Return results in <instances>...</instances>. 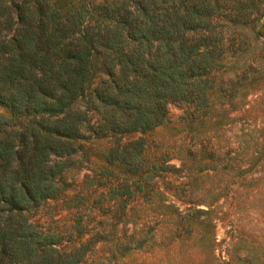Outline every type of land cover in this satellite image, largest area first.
Wrapping results in <instances>:
<instances>
[{
    "label": "trees",
    "instance_id": "obj_1",
    "mask_svg": "<svg viewBox=\"0 0 264 264\" xmlns=\"http://www.w3.org/2000/svg\"><path fill=\"white\" fill-rule=\"evenodd\" d=\"M261 8V0H0V264H76L79 250L65 251L29 214L61 191L64 170L88 160L82 141L107 137L95 182L113 197L124 185L118 169L142 166V138L121 143L124 135L167 119L168 101L203 113L211 93L233 96L253 65L223 75L224 59L247 50L243 28Z\"/></svg>",
    "mask_w": 264,
    "mask_h": 264
},
{
    "label": "rangeland",
    "instance_id": "obj_2",
    "mask_svg": "<svg viewBox=\"0 0 264 264\" xmlns=\"http://www.w3.org/2000/svg\"><path fill=\"white\" fill-rule=\"evenodd\" d=\"M261 1L257 22L243 28L247 50L224 59L223 75L253 65L233 96L211 93L203 113L168 101L167 119L124 135L121 143L142 138V166L118 169L125 191L113 197L95 182L107 137L82 141L88 160L64 170L61 191L29 214L65 251L79 250L76 264H264Z\"/></svg>",
    "mask_w": 264,
    "mask_h": 264
}]
</instances>
